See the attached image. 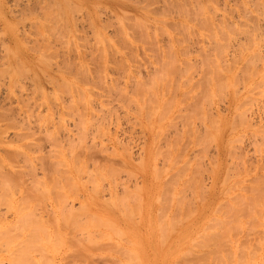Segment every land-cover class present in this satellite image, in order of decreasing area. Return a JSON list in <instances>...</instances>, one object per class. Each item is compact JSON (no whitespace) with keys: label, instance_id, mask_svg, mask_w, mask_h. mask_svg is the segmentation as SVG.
Segmentation results:
<instances>
[{"label":"rangeland","instance_id":"obj_1","mask_svg":"<svg viewBox=\"0 0 264 264\" xmlns=\"http://www.w3.org/2000/svg\"><path fill=\"white\" fill-rule=\"evenodd\" d=\"M141 88L164 100L165 129L155 115L153 130L140 120ZM61 115L68 130L52 128ZM79 115L109 119L111 130H74ZM65 171L81 188L62 205L81 211V222L118 198L110 209L126 231L121 254L103 256L118 239L99 228L87 258L51 249L58 204L38 192L64 191ZM100 174L107 178L95 190ZM258 185L264 190V0H0V264H34L40 249L47 260L62 249V264H264V220L244 212L235 227L229 205H244ZM141 186L153 197L136 195ZM205 204L221 205L226 226L206 211L202 229L185 230ZM166 216L174 225L154 232ZM26 222L46 225L30 247Z\"/></svg>","mask_w":264,"mask_h":264},{"label":"bare ground","instance_id":"obj_2","mask_svg":"<svg viewBox=\"0 0 264 264\" xmlns=\"http://www.w3.org/2000/svg\"><path fill=\"white\" fill-rule=\"evenodd\" d=\"M140 95L142 97H137L135 99L136 101V105L137 108L139 109L140 113H141V117L140 120L144 121L146 123V127L148 130H153V121L151 120L152 116L155 115V117H157L156 122L158 121V123L161 125V127L163 129H165L166 125L170 123V120L165 121L164 118L167 116V110L164 108V111L162 109H160L161 103H163V101H158L157 100V104H155L149 97L145 96V93L143 91V89L141 88L140 90ZM161 100V99H160ZM66 108V112L68 110V107ZM70 112V111H68ZM67 112V113H68ZM80 116V115H79ZM62 118L59 119V121L54 124L52 126V128H54V130H68L67 125H65V121L66 119L64 118L63 115H61ZM53 120V116L50 117L48 115V117H42V119L40 121L43 122H51ZM73 120V125H74V130H93L95 128H99L101 127V129L99 128L98 130H111L110 127L107 124L108 120H105V124L100 123L99 121H95L92 117H86V116H80L77 119H72ZM111 122H113V118L110 119ZM119 121V120H118ZM48 130V128L46 127H39V130ZM22 130V129H20ZM220 130V129H219ZM216 138H218V134H215ZM29 138V137H28ZM28 143V142H27ZM26 143V144H27ZM28 145V144H27ZM152 154L150 152H146L145 157H148L147 159V163H143V165L145 166L146 164L150 163V159H152L150 156ZM57 162H59V158H57ZM145 162V161H144ZM59 164V163H58ZM9 170H11L14 173V169H12L10 166L8 167ZM71 170L73 172H83L84 171V167L82 166H76V165H71ZM108 171L112 174H115L117 172L116 169L114 168H108ZM157 171V170H155ZM98 172L100 173H104V171L99 170L98 168ZM67 173L68 171L62 172L59 174V179H65L68 180L67 184L65 186V190L61 191L60 189H58L57 187H53V188H49L47 186L43 187L42 191H39L38 193L40 194L41 197H51V196H55L56 197V201L58 204V212H56V216L54 218V224L53 226L56 227V231L53 233L52 236H49L45 233L44 231V227H46L45 224L39 225V229L37 227H33L32 225H30L28 222L25 223V229H24V236L26 239L25 240V245H27L28 247L33 246L34 243L33 241L38 242L40 239H42V236L47 235L50 239H55V240H49V244L51 249L53 250L54 246H57L58 248H63L65 246H68V253L65 255V257H71L73 255L74 259H76L77 256L83 257V258H87L88 255L91 254L92 252V247L97 244V239L96 237L93 236L92 234V228H99L100 230V237L102 238H108V237H113V238H117L118 240H116V242L109 248H105L102 250V254L103 256H105L106 254H110L112 256L116 255V254H121L124 250L122 248H120V245H122L121 241L122 238L124 237V235L126 234L125 229H123L116 221L113 220V213L110 209L111 204L113 206H117L119 203L118 198L114 199L113 202L111 204H107L102 202L103 208H104V216H98L96 214H90L88 216V220L85 222H81V220H79V214H81V211H76L72 208H65L62 205V201L67 198H72L73 196L77 195L78 190L81 188L80 182L78 181V179L76 177L71 176L69 179L68 178H64L67 177ZM104 174H100L99 176L95 175L93 177V187L95 190H99L100 185H101V180L107 178L104 177ZM104 177V178H103ZM14 181H17L16 183L21 185V180L23 179L22 175L17 174L16 178H12ZM8 180V178H7ZM232 187L237 186V184L233 181L231 182ZM137 190L135 192L136 195L139 196H144L147 198L153 197L151 196V191L149 187H145V186H141V187H136ZM252 194H248L250 196L245 197V200L247 201L244 205L241 204H236L235 207L232 206V203L230 202L229 205L231 206L232 210L230 211V216L234 217L233 218V223L235 225V227H240L241 225H243L244 223H246V221H243L240 218V214H244L247 213V215L249 217H253L256 219H261V226H263V220H264V201L258 202V198L264 194V190L261 188V186H255L252 187ZM22 191L24 194H28L29 192L25 189L22 188ZM133 193L134 190L127 192L128 195L133 197ZM224 200H222L223 202ZM220 204L222 203L221 201H219ZM226 202V200H225ZM145 203V199L143 197H140V201H139V207H142ZM214 203V202H213ZM11 205L13 207L14 203L11 202ZM215 205V204H214ZM216 206V205H215ZM218 206V205H217ZM228 204L226 202V208H227ZM254 206L256 207V209L254 208ZM89 206L86 202H83L81 204V209H88ZM222 207L221 205H219L218 207H214L213 204H205L204 207L200 210V211H196L195 215H196V219L195 222H189V228L188 226H186L184 229L185 230H190L195 224L197 228H201L204 227L205 224V213L206 211H211V213H214L213 219H216L219 221V224L221 225V230L226 226V221L227 218L225 215H223L222 213H220L219 211H221ZM139 210V209H138ZM142 211V210H139ZM140 217L142 218L143 215L140 213ZM229 223H232L229 220ZM156 225L153 226V231L154 232H160V225H167L165 227V229H168V226L171 225L173 226V221L170 217L166 216L164 218L158 219L156 220ZM76 229H83L85 231L88 232V238L85 242H82L78 239H76L74 237V239H71L68 236L69 235H65L64 232H62L63 230H68L69 232L71 230H76ZM37 230L39 231L38 234L36 235L35 233L37 232ZM140 228H138L136 230L135 233V237L137 236V234L139 233ZM206 237L208 238V234H206ZM165 240H167L168 238H170V236L168 234L164 235ZM225 237H216L215 240L221 241L222 239H224ZM115 246H119V247H115ZM69 249L71 250V252L69 251ZM47 250V249H46ZM133 251V249H131ZM135 251V250H134ZM52 252V251H51ZM54 253V252H53ZM62 253V249H59L56 251V253H54L55 255L50 259L47 260L48 257L44 255V252L42 249H40V254H41V258L40 261L35 262L34 264H62L64 259L61 255ZM135 257V256H134ZM23 263H28V264H32L30 259L28 260V262L23 261Z\"/></svg>","mask_w":264,"mask_h":264}]
</instances>
